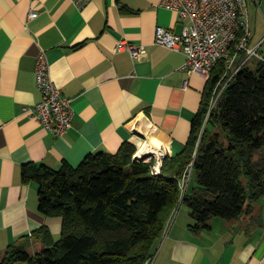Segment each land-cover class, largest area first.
<instances>
[{
    "label": "crops",
    "instance_id": "obj_1",
    "mask_svg": "<svg viewBox=\"0 0 264 264\" xmlns=\"http://www.w3.org/2000/svg\"><path fill=\"white\" fill-rule=\"evenodd\" d=\"M162 2L0 0L2 253L12 245L41 252L44 227L55 241L61 237V221L39 211L37 185L24 183L25 165L77 168L89 155L118 153L126 142L139 149L148 141L173 157L188 142L208 80L184 70V53L155 44L157 27L182 34L187 26ZM31 11L38 16L30 19ZM120 41L145 46L146 55L137 60L118 52ZM41 53L54 83L74 100L73 126L62 137L29 115L42 101L35 72ZM184 214L158 240L153 264H264V198L249 217L219 223L217 237L211 234L219 218L194 232L191 210Z\"/></svg>",
    "mask_w": 264,
    "mask_h": 264
},
{
    "label": "trees",
    "instance_id": "obj_2",
    "mask_svg": "<svg viewBox=\"0 0 264 264\" xmlns=\"http://www.w3.org/2000/svg\"><path fill=\"white\" fill-rule=\"evenodd\" d=\"M244 58L240 53L237 64ZM226 71L225 60L214 68L190 138L164 161L160 176L152 174V162L134 159L138 149L127 142L116 154L89 155L77 168L25 165L23 181L37 185L39 211L61 221V237L55 241L44 227L38 231L41 252L12 245L0 250V264H146L181 201L179 181L192 164L195 186L182 200L196 222L192 231L211 228L214 218L233 222L252 215L264 198V63L235 75L203 130Z\"/></svg>",
    "mask_w": 264,
    "mask_h": 264
},
{
    "label": "built area",
    "instance_id": "obj_3",
    "mask_svg": "<svg viewBox=\"0 0 264 264\" xmlns=\"http://www.w3.org/2000/svg\"><path fill=\"white\" fill-rule=\"evenodd\" d=\"M250 1L257 6L259 12L263 13V0ZM162 6L178 14L182 21L187 22V26L184 27L182 34H175L170 29L157 27L155 44L184 53L186 57L184 70L189 74H200L209 81L219 62L222 60L226 62L227 71L213 91L204 130L212 111L235 75L244 66L249 65L253 56H257L259 62L264 63V53L259 52L264 46V38L255 47L251 46L253 32L247 0H163ZM37 16V12H30V19ZM240 33L242 36L236 45L237 52L232 54L231 49ZM117 51L127 52L137 60L145 56L147 52L145 46H138L127 41H120ZM240 53L245 54V58L238 65ZM35 72L42 101L35 109L29 111V115L38 120L47 131L62 137L73 126L74 100L64 96L61 88L54 83L45 53H41L38 57ZM168 156L169 154L161 148L145 141L137 150L134 159L137 162H152V174L160 176L164 161ZM192 171L193 164L189 166L182 180L179 181L182 192L181 201L168 221L165 234L168 233L183 203ZM154 260L155 256L151 257L146 264H153Z\"/></svg>",
    "mask_w": 264,
    "mask_h": 264
},
{
    "label": "rangeland",
    "instance_id": "obj_4",
    "mask_svg": "<svg viewBox=\"0 0 264 264\" xmlns=\"http://www.w3.org/2000/svg\"><path fill=\"white\" fill-rule=\"evenodd\" d=\"M247 1H248L250 18H251V30L253 32V40H254L251 43V46L255 47V45H257V43L260 42L264 38V15H262V13L256 14L257 6L253 5L250 0H247ZM262 10L264 12V1H263V5H262ZM259 52L264 53V46L261 49V51H259ZM258 63H259V60H258L257 56H253L250 60L249 67L251 69L255 70L257 68ZM135 156H136V154H135ZM194 186H195V181L193 180V182H191V185H190V191L194 188ZM186 209H187V206L182 203V205L180 206V208L178 210V214H177V216L179 215L178 219H182L184 217V215H185L184 213H185ZM177 216H176V218H177ZM216 221H217L216 222L217 224H216L215 233L211 234V236H214V237H217L218 235H220L222 233V229L219 228V223H221V222L223 223V219L220 220V218H219Z\"/></svg>",
    "mask_w": 264,
    "mask_h": 264
}]
</instances>
